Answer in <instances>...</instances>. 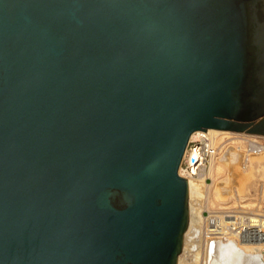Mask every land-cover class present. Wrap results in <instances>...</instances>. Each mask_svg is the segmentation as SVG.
<instances>
[{
  "label": "water",
  "instance_id": "water-1",
  "mask_svg": "<svg viewBox=\"0 0 264 264\" xmlns=\"http://www.w3.org/2000/svg\"><path fill=\"white\" fill-rule=\"evenodd\" d=\"M208 129L264 135V0H0V264H178Z\"/></svg>",
  "mask_w": 264,
  "mask_h": 264
},
{
  "label": "rangeland",
  "instance_id": "rangeland-1",
  "mask_svg": "<svg viewBox=\"0 0 264 264\" xmlns=\"http://www.w3.org/2000/svg\"><path fill=\"white\" fill-rule=\"evenodd\" d=\"M230 150L238 153L236 154L238 159L235 157V161L223 162L216 160L211 170L208 169V162L198 174L190 175L193 181L199 184V189L192 190L190 194L192 215L190 225L184 235L183 249L178 258V264H207V256L202 249L204 241L208 239L223 243L233 239L238 247H244L240 239L246 238L243 235H249L246 234L248 229L244 227H258L262 233L260 238L264 237V227L259 223L264 219V136L232 138V135H220L218 154H216L218 159ZM237 160L240 162L238 163ZM230 162L233 164H229ZM179 172L184 177L189 176L185 167V159L182 161ZM217 218L221 219L217 227L218 231L212 230L218 225ZM249 220H256L258 225L249 224ZM221 226L224 228L222 229ZM237 227L240 228L237 229ZM244 249L248 251L247 246ZM254 250L256 251V249L251 251ZM239 251L236 249V253ZM232 252L234 253L235 250ZM263 253L264 244L259 250L261 260ZM252 254L257 255L255 252Z\"/></svg>",
  "mask_w": 264,
  "mask_h": 264
},
{
  "label": "bare ground",
  "instance_id": "bare-ground-1",
  "mask_svg": "<svg viewBox=\"0 0 264 264\" xmlns=\"http://www.w3.org/2000/svg\"><path fill=\"white\" fill-rule=\"evenodd\" d=\"M200 132H208L210 134H214V135H217V136L223 135V134H227V136L228 135H230V136L232 135V138L233 137L234 138H239V137H243V136H250V137L264 136V135L250 134V133H247V132H235V131H227V130L208 129L206 131H197L191 137H194L197 133H200ZM234 151H231V150L230 151H227L226 153H224V155L219 156V159H218V156L217 155L212 156L210 158V160H209L208 169L211 170L212 165H213V162L216 161V160L218 162H223V161H228V160H230V161L231 160H234L235 157H237L236 154H238V153H236ZM186 156H187V152H185L184 158H186ZM237 159H238V157H237ZM237 162L239 163L240 161L237 160ZM229 164L232 165L233 163L230 162ZM236 164L237 163H235V165ZM231 167L233 168V166H231ZM208 169H207V171H208ZM186 179H187L188 185L190 186V188H189V201H190V197H191L190 194L192 193V190L197 191L199 189V184H196L193 181V177H191V176H187ZM191 209H192L191 208V204L189 202V223H188V227L190 225V220H191V215H192L191 214V212H192ZM257 220H259V219H257ZM220 221H221V219L220 218H217V224L218 225L216 226V228H214L212 230H215V229L217 230V227L219 226ZM228 221H230V220H228ZM259 223L261 224V225L259 224L260 226L264 227V219L261 220V222H259ZM249 224H254L255 226L258 225L256 220H249ZM222 226H221V228L223 229L224 227H222ZM188 227H187V229H188ZM238 228H240V227H237V229ZM244 228L245 229H248V231L246 232V234H249V235H243V236H246V238L244 237L243 239H240V240L244 243L243 244L244 247H246V246L248 247V251H246L244 249V247H242L243 249L240 248V247H238L233 242V239L231 241H228V242H225V243L220 242V241H216V240L214 241L212 239H208V240H205L204 241L203 249H202V252L205 253V255L207 256V264H262V260L259 257V256H261L259 254V250H260L261 246L264 244V237L262 236L261 237L262 240H261V238H260L261 235L260 234H262V233H261L260 229H258V227L257 228H247V227H244ZM218 229L220 230V228H218ZM236 249H239L240 251L238 253H236ZM252 249H256L257 252L255 250L254 251H251ZM232 250H235V252L233 253ZM250 252H252V253L255 252V254H257V255H254V254H252ZM205 255H204V257H206Z\"/></svg>",
  "mask_w": 264,
  "mask_h": 264
},
{
  "label": "built area",
  "instance_id": "built-area-1",
  "mask_svg": "<svg viewBox=\"0 0 264 264\" xmlns=\"http://www.w3.org/2000/svg\"><path fill=\"white\" fill-rule=\"evenodd\" d=\"M219 136L208 132H200L190 138L186 149L187 156L184 158L187 175L198 174L206 166L210 158L217 154ZM262 261H264V253Z\"/></svg>",
  "mask_w": 264,
  "mask_h": 264
}]
</instances>
